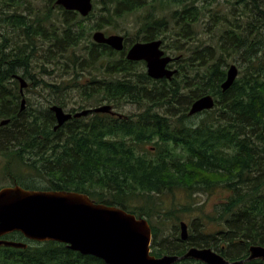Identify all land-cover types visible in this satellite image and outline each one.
<instances>
[{
  "label": "trees",
  "instance_id": "trees-1",
  "mask_svg": "<svg viewBox=\"0 0 264 264\" xmlns=\"http://www.w3.org/2000/svg\"><path fill=\"white\" fill-rule=\"evenodd\" d=\"M30 1L3 0L0 17L7 29H21L38 39L31 51L0 48V120L9 119L2 125L0 140L9 150L19 148L6 154V168L22 162L31 167L29 177L15 173L8 181L28 189L87 193L96 202L146 217L153 231L151 253L157 256L184 254L197 246L212 247L238 260L249 255L252 244L264 245V0H223L231 5L228 13L200 7L195 0H103L101 11L106 13L91 25L82 20L93 18L94 9L83 17L62 8L59 23L50 10L36 11L34 16L19 11L22 3ZM146 5L152 10L140 25L144 35L139 39L161 38L173 55L188 39L192 43L196 31L191 28L199 19L207 17L206 24L213 21L212 26L223 29L217 43L202 39L184 55L177 53L182 65L172 79L156 80L140 68L144 61L126 56L137 40L129 42L125 36L124 50L117 51L96 43L91 34ZM49 37L53 45L41 48V41ZM13 43L18 45L19 40ZM234 55L242 59V69L225 92L221 83L227 76L228 58ZM52 71L68 79L48 82L43 74ZM17 75L54 92L53 104L63 108L69 105L66 93L76 89L80 108L94 102L113 107L134 103L140 111L123 115L93 111L54 130L56 116L50 105L20 110ZM205 94L216 98L215 106L189 115L192 103ZM70 111L76 113L77 107ZM27 148L34 151L30 162L20 152ZM38 156L46 157L41 164ZM177 189L193 201L164 207L162 195ZM219 189L224 194L211 210H206V202L195 201V193L209 196ZM192 212L196 214L187 240L181 239V231L170 237L163 234L160 225L171 224L177 231L182 214ZM8 239L24 241L18 231ZM30 242L27 248L2 245L0 264H107L65 243ZM175 264L205 263L188 259Z\"/></svg>",
  "mask_w": 264,
  "mask_h": 264
},
{
  "label": "water",
  "instance_id": "water-1",
  "mask_svg": "<svg viewBox=\"0 0 264 264\" xmlns=\"http://www.w3.org/2000/svg\"><path fill=\"white\" fill-rule=\"evenodd\" d=\"M56 4L68 11L87 16L93 10V0H56ZM96 43L107 44L117 51L125 48L123 34L107 35L102 30L93 33ZM163 40L138 41L132 44L126 56L132 61H145L147 73L153 79H172L176 70L167 65L172 56L162 48ZM239 75V67L231 64L226 79L221 83L223 91L228 90ZM21 91L27 81L17 75ZM216 104L212 94L197 98L191 105L189 115L212 109ZM25 98L21 109H25ZM110 105L94 108L95 112H108ZM84 109L75 114L67 112L60 105L51 110L56 114L57 127L73 117L91 112ZM9 119L2 120V125ZM181 239L189 236L188 225L180 223ZM14 231L26 238L39 241L65 243L71 250L84 255H93L107 264H174L184 259H193L205 264H244L255 259L264 260V245L252 244L245 259L231 260L212 247L192 246L184 254H152L153 231L146 217H138L116 205L95 202L87 193L70 190L27 189L21 185L4 186L0 190V236ZM0 245L27 248L24 241L2 239Z\"/></svg>",
  "mask_w": 264,
  "mask_h": 264
},
{
  "label": "rangeland",
  "instance_id": "rangeland-1",
  "mask_svg": "<svg viewBox=\"0 0 264 264\" xmlns=\"http://www.w3.org/2000/svg\"><path fill=\"white\" fill-rule=\"evenodd\" d=\"M49 1L50 0H31L28 3H22L19 7V11H22L26 15L34 16L36 11H48V10H50V12L53 14L52 16L54 18H57V20H58V17H60L59 15H61V12H62L61 9L62 8L55 3L56 0H53L54 2L52 1L50 3H49ZM195 1H196V4L199 5L200 7L203 5L211 6L213 8V10H216L218 13H226V12L228 13L231 9V5L228 4L226 1H223V0H221L218 3H212L211 0H195ZM209 1H210V3H209ZM2 2H3V0H2ZM93 2H94L95 16L91 19L82 20L83 23L91 25L95 21H97L98 18H101V15L106 13L105 11H101V8L105 5V2H103V0H93ZM155 4L157 5V9H159L161 7L159 2H157ZM149 10H152V9L150 8V6L148 7L146 5L145 7L140 8L134 12L127 13L122 17H116V18L112 19L111 23H107L106 27L104 29H100V30L105 31L109 34H111V33L123 34V35L128 37V39L130 40L129 42H131V40L132 41H135V40L142 41V39H139V38H142V35H144V33L142 31H140V25H141V23L144 22L143 20L146 17L145 15L147 14V16H148ZM155 11H156V9H155ZM57 14H59V15L57 16ZM207 14H208V12H207ZM207 19H208L207 17L199 19V21L196 22L192 26L191 29L192 30L194 29L196 31V34L193 38V41L191 43L190 39H188V42L186 43L185 47L180 52H177L178 54L182 53L184 55V53L186 52V50L189 46H191V45L193 47L196 46L198 44V42L200 43V41L202 39H204L205 41L212 43V44L217 43V37H219V35L221 34V30L223 29V25H220L219 28L217 26H212L214 24L213 21H210V24H206ZM169 25L172 26L173 21H171V23ZM1 26L2 25H0V27ZM210 26H212L213 29L211 31H208V27H210ZM2 29H3V26H2ZM10 34H12V32ZM91 34H93V33H91ZM86 38H84L85 41H87ZM158 39H161V38H158ZM168 42H170V39H168ZM20 44H21V42L19 41L18 45H20ZM163 49L165 50L166 54L171 55L174 58H179V59H176L171 66V68L178 69V65H180V63H182L181 56L176 55L177 53L173 55V53L169 49H166L164 47H163ZM228 63H229V65L236 64L239 67V70L242 69V67H241L242 59L239 56L234 55L233 57L228 58ZM144 66L140 65V68L146 69L147 66H145V67ZM239 73H240V71H239ZM43 75H44L43 77L48 82H54V83L59 82V81L61 83L62 81H64V80L66 81V79H68V78H66V74L61 73V72H57V71H52L49 74L46 73ZM78 95L79 94H78V91L76 89H72L68 93H66L65 97H67V99H69V105L64 107L66 111H70L73 106L77 107V111H81L85 108H94V107L101 106L100 104L105 103V102H102V103H99L98 105H94V103H96V102H94V103L88 104V105H91L89 107L80 108V104H78V102H76ZM23 98H25V105H26L27 109H28V107L42 108L43 109L44 107L53 104V99L56 98V94L54 92H50V90L48 88L42 87V85L29 84L27 87L24 88L21 100ZM139 111H140V108L137 104L124 103V104L119 105L118 107L117 106H115V107L111 106V108L108 112L123 115V114H132V113L139 112ZM29 115L30 114H28L27 116H29ZM149 146H151V145H149ZM22 164L26 165L25 162H22L18 165L23 166ZM11 169L13 170L14 173L18 172V169L14 166H12ZM5 176H6V174H5ZM5 176L2 174V186L5 185L6 182L9 180ZM223 194H224V191L221 189H219L215 193H212V195L210 193L209 196L206 193H195V201L206 202V210L209 211L213 208V205L216 204L220 200V198L223 196ZM162 200H163L164 207H168V208H171L173 205H179L180 203H185L187 201H193L192 199H188L187 193L181 189H177L173 192H169L167 194L162 195ZM193 213H195V212L182 214V221H185L188 223L189 232L191 229L190 228V221H191L192 217L194 216ZM160 227H162V230L164 231L163 234L168 235L169 237L172 236L171 234L173 232L175 234H178V232L180 231V229L177 231L172 229L171 224L168 226L162 224V225H160ZM151 247H152V245H151Z\"/></svg>",
  "mask_w": 264,
  "mask_h": 264
},
{
  "label": "flooded vegetation",
  "instance_id": "flooded-vegetation-1",
  "mask_svg": "<svg viewBox=\"0 0 264 264\" xmlns=\"http://www.w3.org/2000/svg\"><path fill=\"white\" fill-rule=\"evenodd\" d=\"M5 4H3L2 0H0V17H2V14L4 13L3 11H1V9H3V6ZM5 7V6H4ZM7 8V7H6ZM10 11L9 12H13V8L10 7L8 8ZM61 19H63L62 16H60L58 18V21L60 23ZM2 25V22L1 24ZM2 26H3V29H2ZM0 27V41H3V44L0 45V48L2 49V47H4L5 49H11V47H16L18 46L19 48L23 49V50H26V51H31V50H34L37 48V37H35L34 39L32 38H29L27 35H24V30H22V33H21V29H16V28H8L7 29V26L5 25H2ZM12 32V34L8 35L7 32ZM18 33H21L20 35H17ZM11 36V37H10ZM10 37V38H9ZM14 40H19L21 42L20 45H15L13 43ZM125 40H126V37H125ZM9 42L8 45H6V42ZM150 41V40H149ZM144 42V41H143ZM49 44L53 45V37H49L47 38V40H42L41 41V48H46ZM162 47H164V44H162ZM145 63V66H146V62L144 61ZM22 95V93H21ZM22 98V96H21ZM54 106L53 105H50V108ZM56 116V114H55ZM57 126V118H56V122L54 123V130H57L55 127ZM0 135H2V120H0ZM33 144V143H32ZM26 147H31L30 144L28 143H25L24 144ZM48 147V146H45V148ZM19 148L16 147L14 149H8V147L6 145H2V140H0V190L2 189V187L4 186H12V185H16V183H14L13 181L12 182H6L5 185L2 186V174L7 177V179H11V177H13V174H15L13 172V170L11 169L12 166H9V168L11 170H7V158H6V154L8 153H11V152H17ZM25 152L27 154V158L29 160V162L33 159V157H31L30 155L34 152V151H31L29 150L28 148L27 149H21L20 152ZM48 151L45 150V153H47ZM51 152V150L49 151ZM37 158H39V164H41L44 160V158H46L45 156H38ZM15 167L18 169V172L17 175L19 174L20 177L22 179H25L26 177H29L31 175V167L29 165H23V166H19L17 163L15 164ZM17 231H14V232H11V233H7L5 235H1L0 236V240L2 239H8L10 236L14 235ZM23 240L25 242H28L31 241L29 240L28 238H26L24 235H23ZM31 242H34V241H31ZM30 242V243H31ZM0 247H2V245H0Z\"/></svg>",
  "mask_w": 264,
  "mask_h": 264
},
{
  "label": "bare ground",
  "instance_id": "bare-ground-1",
  "mask_svg": "<svg viewBox=\"0 0 264 264\" xmlns=\"http://www.w3.org/2000/svg\"><path fill=\"white\" fill-rule=\"evenodd\" d=\"M164 44V43H163ZM163 48V47H162ZM176 59H178V58H174V57H172V60L169 62V64L167 65V68L168 69H170V70H176V73H177V71H178V69H174V68H171V66H172V64L174 63V61L176 60ZM132 61V60H131ZM226 92V91H225ZM56 129H58V128H60V127H55ZM153 240V239H152ZM248 257V256H247ZM245 259V258H244ZM184 260H188V259H184ZM258 260H261V259H258ZM181 261H183V260H181ZM181 261H178V262H181ZM262 261H264V260H262ZM175 263H177V262H175ZM174 263V264H175Z\"/></svg>",
  "mask_w": 264,
  "mask_h": 264
}]
</instances>
